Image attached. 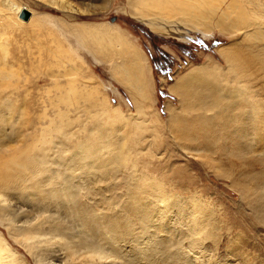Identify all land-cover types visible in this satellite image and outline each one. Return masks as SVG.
Instances as JSON below:
<instances>
[{
    "label": "rangeland",
    "instance_id": "1",
    "mask_svg": "<svg viewBox=\"0 0 264 264\" xmlns=\"http://www.w3.org/2000/svg\"><path fill=\"white\" fill-rule=\"evenodd\" d=\"M70 2L0 0V264H264V0Z\"/></svg>",
    "mask_w": 264,
    "mask_h": 264
},
{
    "label": "bare ground",
    "instance_id": "2",
    "mask_svg": "<svg viewBox=\"0 0 264 264\" xmlns=\"http://www.w3.org/2000/svg\"><path fill=\"white\" fill-rule=\"evenodd\" d=\"M49 1H50V3H52L54 5H58V6H60L63 9H67V10H78V9H75L74 8L75 6L70 2V0H49ZM20 11H22V9H19L18 10V13ZM20 18H22V17L20 16ZM138 18L140 20L145 21L146 23H148L149 24V27L152 28V30H158V31H163L164 30L162 28L161 24H159V21H158L159 19H155V18L150 19V18H147L146 15H140V16H138ZM22 19H24V18H22ZM29 19L31 20L32 18L29 17L28 19H24V20L28 21ZM163 22H165V21H162V23ZM164 31H167L168 33H170L171 32V29H167V30H164ZM181 86H182V84L179 81V82L176 83V86L174 88L172 87V90H174V91L175 90H178V89L181 88ZM9 208H10V213L11 214L15 213L17 215L16 218H15V220L12 222V225L15 228L17 227L19 229V231H24V233H27V234H33V232L31 231V227L34 226V225H36L37 218L28 217V215H26L27 212H24V209L22 207H15V208L14 207H9ZM9 219L10 218L8 217V220Z\"/></svg>",
    "mask_w": 264,
    "mask_h": 264
},
{
    "label": "water",
    "instance_id": "3",
    "mask_svg": "<svg viewBox=\"0 0 264 264\" xmlns=\"http://www.w3.org/2000/svg\"><path fill=\"white\" fill-rule=\"evenodd\" d=\"M20 16L24 19H28L30 17V11L28 9H24L21 12Z\"/></svg>",
    "mask_w": 264,
    "mask_h": 264
}]
</instances>
